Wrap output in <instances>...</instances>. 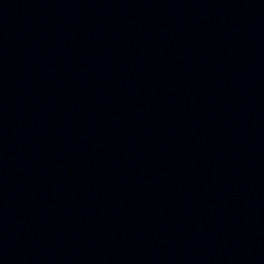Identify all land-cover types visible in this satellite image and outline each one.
Masks as SVG:
<instances>
[{"label":"water","instance_id":"water-1","mask_svg":"<svg viewBox=\"0 0 264 264\" xmlns=\"http://www.w3.org/2000/svg\"><path fill=\"white\" fill-rule=\"evenodd\" d=\"M77 0H0V45L42 23Z\"/></svg>","mask_w":264,"mask_h":264}]
</instances>
